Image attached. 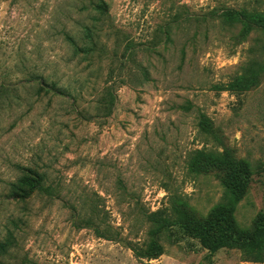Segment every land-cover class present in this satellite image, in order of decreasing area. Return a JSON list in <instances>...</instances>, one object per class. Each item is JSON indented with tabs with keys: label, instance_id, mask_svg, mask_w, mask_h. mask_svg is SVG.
I'll return each mask as SVG.
<instances>
[{
	"label": "rangeland",
	"instance_id": "obj_1",
	"mask_svg": "<svg viewBox=\"0 0 264 264\" xmlns=\"http://www.w3.org/2000/svg\"><path fill=\"white\" fill-rule=\"evenodd\" d=\"M105 2L106 12L101 0H0V264H264L236 244L212 253L180 224L147 260L86 225L100 204L142 242L146 212L179 195L206 218L224 174L192 167L204 149L249 166L235 217L239 232L254 230L264 212V27H225L210 14L261 11L264 0ZM85 25L104 44L92 47ZM27 174L42 183L32 190Z\"/></svg>",
	"mask_w": 264,
	"mask_h": 264
},
{
	"label": "trees",
	"instance_id": "obj_2",
	"mask_svg": "<svg viewBox=\"0 0 264 264\" xmlns=\"http://www.w3.org/2000/svg\"><path fill=\"white\" fill-rule=\"evenodd\" d=\"M98 4L105 12L107 3L101 0ZM211 16L218 18L223 25H233L236 22L245 21L250 25H259L264 27V10L248 11L246 9L221 8L214 10ZM208 14L198 15V18L204 20L209 19ZM84 33L92 47L97 46L102 39L96 40L98 33L88 26H84ZM168 35L167 31H160V34ZM159 34V35H160ZM69 39L77 46L76 39L72 35H68ZM107 44V43H106ZM105 44V45H106ZM88 49H92L87 47ZM144 75L148 78L149 72L144 68ZM240 75L235 79L238 84L243 79ZM125 81L123 80L122 84ZM219 87V86H215ZM55 89H60L61 93H71L69 87L61 88L55 85ZM107 100L113 103L115 97L114 85L107 86ZM203 123V120H201ZM202 163L213 165L223 171V187L224 192L222 199L216 203L210 214L206 217H200L191 209L184 200L183 196H174L175 204L171 206H162L156 211L146 212L149 228L146 232V238L141 242L129 236H124L122 231L115 227L107 220L108 211L100 204H95L91 208L86 225L93 228L99 237L124 242L130 247L136 257L151 260L159 257L165 252L162 237L165 231L176 224L183 226L185 231L194 237H197L202 246L209 249L212 253L229 245L236 244L242 250L246 260L253 262H264V212L259 214L258 220L251 233H241L236 227V209L243 199L250 183L249 166L242 160H237L225 151H206L204 149L197 150L191 161L193 168L199 169ZM32 188H36L42 183L39 174H27L21 180ZM30 193V192H29ZM5 244L0 242V248H4Z\"/></svg>",
	"mask_w": 264,
	"mask_h": 264
}]
</instances>
